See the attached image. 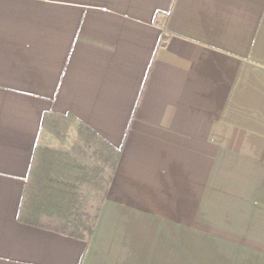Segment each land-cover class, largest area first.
I'll return each instance as SVG.
<instances>
[{
	"label": "crops",
	"instance_id": "0c3cea01",
	"mask_svg": "<svg viewBox=\"0 0 264 264\" xmlns=\"http://www.w3.org/2000/svg\"><path fill=\"white\" fill-rule=\"evenodd\" d=\"M48 112L121 152L88 243L17 219ZM0 264H264V0H0Z\"/></svg>",
	"mask_w": 264,
	"mask_h": 264
},
{
	"label": "trees",
	"instance_id": "16d2710c",
	"mask_svg": "<svg viewBox=\"0 0 264 264\" xmlns=\"http://www.w3.org/2000/svg\"><path fill=\"white\" fill-rule=\"evenodd\" d=\"M120 155L75 116L45 113L18 221L88 243Z\"/></svg>",
	"mask_w": 264,
	"mask_h": 264
}]
</instances>
